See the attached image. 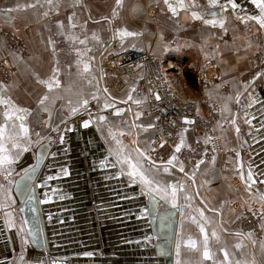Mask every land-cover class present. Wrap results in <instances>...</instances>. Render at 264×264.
Segmentation results:
<instances>
[{"label": "crops", "instance_id": "1", "mask_svg": "<svg viewBox=\"0 0 264 264\" xmlns=\"http://www.w3.org/2000/svg\"><path fill=\"white\" fill-rule=\"evenodd\" d=\"M234 2L183 0L181 8L178 0H0V98L9 101L0 103V157H7L0 163V264H49L27 241L14 191L45 142L52 148L42 172L43 215L56 240L53 254L69 264H158L157 252L170 246L155 238L166 231L150 222L152 199L162 202L159 211H179L173 264H264V234L231 229L257 209L264 231V71L252 72L258 53L264 60V26L254 19L262 17L258 3ZM122 49L203 69L210 62L229 86L203 83L185 69L220 108L215 141L183 130L178 144L202 142L203 159L148 161L171 157L153 158L156 128L145 114L148 95L139 91L145 68L107 74L101 66L105 53ZM89 105L97 112L83 128L73 117ZM245 165L258 187L245 180Z\"/></svg>", "mask_w": 264, "mask_h": 264}, {"label": "built area", "instance_id": "2", "mask_svg": "<svg viewBox=\"0 0 264 264\" xmlns=\"http://www.w3.org/2000/svg\"><path fill=\"white\" fill-rule=\"evenodd\" d=\"M257 59L260 61L258 69L264 71L262 53L257 54ZM205 64L206 69H203L193 60H185L180 64L173 59L162 60L149 52L135 49L114 50L103 55L101 66L107 74L133 73L140 65L145 68L139 91L148 95L145 114L152 118L156 128L152 148L153 155L157 157L153 158L157 159L158 153L167 157L176 156L185 165L203 159L206 150L199 141L181 146L177 151L183 130H191L195 136L208 135L216 140L214 125L220 119L219 108L205 100L203 92L191 84L185 74L187 69L197 73L198 79L203 80V83H220L222 89L228 91L229 86L216 70L208 69L212 63ZM96 112L95 107L89 105L73 118L81 122L91 118ZM214 148L216 152L220 150L218 146ZM261 221L260 212L250 209L232 222L231 229L236 233L251 234L256 239H261L264 234Z\"/></svg>", "mask_w": 264, "mask_h": 264}, {"label": "water", "instance_id": "3", "mask_svg": "<svg viewBox=\"0 0 264 264\" xmlns=\"http://www.w3.org/2000/svg\"><path fill=\"white\" fill-rule=\"evenodd\" d=\"M85 121L89 122L87 127L92 125L91 118H87L81 121V127L86 128L84 126ZM51 148V145L47 142L37 147L33 163L15 180L14 191L18 201V210L24 223L27 241L30 246L44 252L49 259V264H69V262L64 259L65 257L63 258L53 254L54 249L52 248L56 240L51 232H49L47 226L49 221L47 217L43 215L47 211L46 202L44 200L45 196L42 194V182L45 179L42 172L44 167L47 168L50 165V160H47V158ZM146 158L149 162L158 165L169 164L168 162L161 163L154 161L149 157ZM171 165L174 164L171 163ZM249 172H251V179H249ZM244 178L248 183L258 187L255 175L247 165L244 166ZM161 203L162 202L157 199H152V201L149 202L147 213L151 224L160 221V224H162V231H166L164 236L154 234L155 238L166 239L165 243L170 246L169 251L157 252V255H159L158 264H173L172 254L174 251H171V249L173 250L175 246L179 211L174 208L170 209L167 205H165V208L169 211H159V205Z\"/></svg>", "mask_w": 264, "mask_h": 264}, {"label": "snow or ice", "instance_id": "4", "mask_svg": "<svg viewBox=\"0 0 264 264\" xmlns=\"http://www.w3.org/2000/svg\"><path fill=\"white\" fill-rule=\"evenodd\" d=\"M49 2H51V0H49ZM165 2L167 3L168 0H165ZM211 2H212L213 4H215V3H216V0H211ZM230 2L232 3V7H233V8H236V7H237V5H236V3L234 2V0H230ZM253 2H254V3H258V6L261 8V11H262V17H255L254 19H259L261 25L264 26V0H253ZM120 3H121V0H117V4H120ZM178 5H179V7L182 8V7L184 6V4H183V0H178ZM169 7H170V9H171L173 12L176 11V8L173 7L171 4L169 5ZM193 15L195 16L196 14L194 13ZM197 18H199V17H197ZM205 23H208V24H215V23H217V21H215V20H206ZM219 23H220L221 26H223V21H222V20L219 21ZM122 34H123V35H135V33H130V32H126V31L123 32ZM87 70H88V66L86 65V66H85V71H87ZM54 72H58V69L54 70ZM53 81H54L55 85L58 87L60 82H59V80H56V79H55V76H53ZM52 86H53L52 83H49V84H48V87H49V88H51ZM105 91H106V90H105ZM44 99H47V97H44L40 102L43 103ZM129 99H131V96H129ZM157 99H159V96H157ZM0 103H5V104H7V103H9V101L0 98ZM83 103H84V104H87L88 101L85 100V101H83ZM137 103H138V101H137ZM111 106H112L111 104H107V103L105 104V107H111ZM20 111H23V109H20ZM75 111H76V109H73V112H75ZM118 111H121V110H118ZM6 115H8V113H6ZM21 119H22V118H21ZM100 119H104V117H100ZM88 123H89L88 121H85V122H84V126L87 127V126H88ZM21 129L23 130V132H24L25 134H27V128L24 127L23 124H21ZM2 135H3V130H0V136H2ZM181 143H183V140H181ZM179 147H180V146L177 145V151H179ZM175 159H176L175 156L171 157V158L169 159L168 163L171 164V163L173 162V160H175ZM6 160H7V157H0V163L5 162ZM132 167L135 168V165H132ZM166 170H167V169H166ZM180 171H183V167L180 168ZM65 174H66V173H65ZM131 175L135 176V175H136V172L133 171V172L131 173ZM51 178H52V177H50V179H51ZM249 179H251V172H249ZM173 192H175V189H173ZM260 198H261V200H264V195H261ZM201 215H203V213H201ZM201 231L203 232L204 229L201 228ZM225 255H227V253H225ZM204 256H205V257H209V253H208L207 250H205V252H204Z\"/></svg>", "mask_w": 264, "mask_h": 264}, {"label": "rangeland", "instance_id": "5", "mask_svg": "<svg viewBox=\"0 0 264 264\" xmlns=\"http://www.w3.org/2000/svg\"><path fill=\"white\" fill-rule=\"evenodd\" d=\"M264 61V60H263ZM259 65H260V61L259 60H257V64H256V66H255V68L253 69V73H255V72H257L259 69ZM219 111H220V108L218 109ZM178 159V158H177ZM178 161L180 162V163H182L179 159H178Z\"/></svg>", "mask_w": 264, "mask_h": 264}, {"label": "trees", "instance_id": "6", "mask_svg": "<svg viewBox=\"0 0 264 264\" xmlns=\"http://www.w3.org/2000/svg\"><path fill=\"white\" fill-rule=\"evenodd\" d=\"M189 72V70H187ZM190 73V72H189ZM189 78V77H188Z\"/></svg>", "mask_w": 264, "mask_h": 264}]
</instances>
